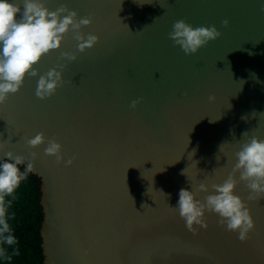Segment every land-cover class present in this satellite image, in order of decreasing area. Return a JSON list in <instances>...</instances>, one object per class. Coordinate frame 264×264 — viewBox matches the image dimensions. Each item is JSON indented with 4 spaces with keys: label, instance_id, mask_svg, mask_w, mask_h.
Returning a JSON list of instances; mask_svg holds the SVG:
<instances>
[{
    "label": "water",
    "instance_id": "water-1",
    "mask_svg": "<svg viewBox=\"0 0 264 264\" xmlns=\"http://www.w3.org/2000/svg\"><path fill=\"white\" fill-rule=\"evenodd\" d=\"M44 2L90 17L81 32L99 36L78 52L69 32L36 65L44 74L65 64L53 96L38 98L37 78L28 77L0 104V158L25 157L42 182L44 264H264V196L249 198L233 171L244 140L264 139L260 0ZM181 19L222 34L186 55L169 38ZM38 132L72 163L45 155L47 143L29 148L26 138ZM229 174L255 221L244 242L215 213L193 233L174 209L179 189L206 183L203 201Z\"/></svg>",
    "mask_w": 264,
    "mask_h": 264
},
{
    "label": "clouds",
    "instance_id": "clouds-1",
    "mask_svg": "<svg viewBox=\"0 0 264 264\" xmlns=\"http://www.w3.org/2000/svg\"><path fill=\"white\" fill-rule=\"evenodd\" d=\"M260 3L264 5V0ZM77 17L76 10L63 4L50 9L44 0H0V104L6 102L10 94L17 93L28 77L37 78L35 95L38 98L47 99L56 93L64 83L65 64H58L44 74L39 73L36 65L51 51L60 49L69 32L75 33L78 52L95 46L99 40L96 34L84 35L81 32L83 26L92 23L91 18ZM222 24L227 27L229 21L225 19ZM221 34L215 25L194 27L181 19L173 23L169 38L186 55H193ZM62 58L75 61L77 56L74 52H63ZM141 99L133 100L130 107L134 109ZM212 99L213 96H210L209 100ZM247 134L242 135L245 137ZM45 143V155L54 156L58 163H72L71 159L64 160L63 145L56 139H48L43 132L26 138L29 148ZM31 155L35 157L36 153ZM235 157L233 171L239 173V180L246 182L249 198L264 196V139L250 136L240 145ZM22 164L25 165L23 170L20 167ZM33 170L31 161L26 162L25 157L12 151L6 152L0 158V195L13 193ZM182 174L185 175V170ZM237 182L236 177L229 174L222 183L211 186V194L203 201L197 199V192H209L208 184L201 182L192 185L191 190L179 189L174 209L184 220L185 227L193 233L197 226L206 228V213L212 212L228 231L238 233V239L246 241L255 228V221L245 201L235 192ZM9 231L7 222L0 219V235L6 243L12 244L14 237L7 234Z\"/></svg>",
    "mask_w": 264,
    "mask_h": 264
},
{
    "label": "trees",
    "instance_id": "trees-1",
    "mask_svg": "<svg viewBox=\"0 0 264 264\" xmlns=\"http://www.w3.org/2000/svg\"><path fill=\"white\" fill-rule=\"evenodd\" d=\"M21 170L25 166L21 165ZM41 179L32 172L11 194L0 195V219L9 225L14 242L0 235V264H44ZM4 234V235H7Z\"/></svg>",
    "mask_w": 264,
    "mask_h": 264
}]
</instances>
